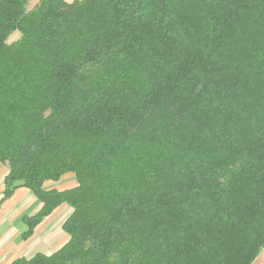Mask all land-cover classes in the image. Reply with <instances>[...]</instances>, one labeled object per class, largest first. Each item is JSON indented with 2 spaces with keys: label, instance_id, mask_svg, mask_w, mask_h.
<instances>
[{
  "label": "trees",
  "instance_id": "obj_1",
  "mask_svg": "<svg viewBox=\"0 0 264 264\" xmlns=\"http://www.w3.org/2000/svg\"><path fill=\"white\" fill-rule=\"evenodd\" d=\"M0 0L1 203L68 241L10 264H252L264 250V0ZM73 174L76 186L45 188Z\"/></svg>",
  "mask_w": 264,
  "mask_h": 264
},
{
  "label": "crops",
  "instance_id": "obj_2",
  "mask_svg": "<svg viewBox=\"0 0 264 264\" xmlns=\"http://www.w3.org/2000/svg\"><path fill=\"white\" fill-rule=\"evenodd\" d=\"M8 169L0 163V200L4 189V178ZM76 186L73 174L63 176L57 182L46 183L45 188L64 190ZM41 203L25 187L18 188L0 205V264H10L14 259L30 257L37 252L51 254L64 245L69 236L63 231L62 224L69 216L71 208L66 204L58 206L34 229L33 234L23 240L21 233L26 225L23 216L35 214ZM252 264H264L262 250Z\"/></svg>",
  "mask_w": 264,
  "mask_h": 264
},
{
  "label": "rangeland",
  "instance_id": "obj_3",
  "mask_svg": "<svg viewBox=\"0 0 264 264\" xmlns=\"http://www.w3.org/2000/svg\"><path fill=\"white\" fill-rule=\"evenodd\" d=\"M65 1L66 2H72L73 0H65ZM37 2H38V0H29L28 9H31Z\"/></svg>",
  "mask_w": 264,
  "mask_h": 264
}]
</instances>
